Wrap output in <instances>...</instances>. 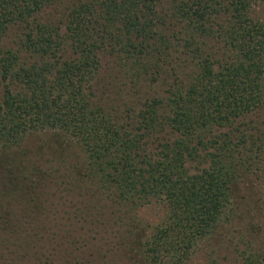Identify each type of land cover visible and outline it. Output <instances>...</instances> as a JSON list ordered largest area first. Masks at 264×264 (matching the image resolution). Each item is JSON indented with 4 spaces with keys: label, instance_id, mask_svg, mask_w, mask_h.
Returning a JSON list of instances; mask_svg holds the SVG:
<instances>
[{
    "label": "trees",
    "instance_id": "1",
    "mask_svg": "<svg viewBox=\"0 0 264 264\" xmlns=\"http://www.w3.org/2000/svg\"><path fill=\"white\" fill-rule=\"evenodd\" d=\"M262 2L0 0V167L35 133L78 150L34 167L36 185L54 182L69 202L60 238L86 244L116 221L114 246L129 259L184 264L229 228L233 184L258 170L264 148V22L251 13ZM148 204L163 212L145 234L134 221ZM59 212L39 205L34 237L4 253L9 264H84L58 253ZM248 243L243 264H264Z\"/></svg>",
    "mask_w": 264,
    "mask_h": 264
},
{
    "label": "rangeland",
    "instance_id": "2",
    "mask_svg": "<svg viewBox=\"0 0 264 264\" xmlns=\"http://www.w3.org/2000/svg\"><path fill=\"white\" fill-rule=\"evenodd\" d=\"M251 13L254 18L264 22V2L255 5ZM12 39H15L13 30L7 40ZM256 121L261 128V135L264 136V114H261ZM61 140L60 136L52 135L51 132L31 134L26 136L22 144L10 153L16 157L19 165L26 164L28 173H22L30 178L27 186L23 185V179L20 178L21 173L15 169L20 167L16 165L17 162L6 165L7 170H1L0 167V252L4 254L7 251H13L16 255L17 252L21 253L22 248L26 247V238L35 235L36 221H39L41 217L37 210L43 203L53 211L60 210L52 218L53 221H59L53 227L54 232H57L59 254H62L65 249L70 258L76 255V261L84 262V264H91L88 260L93 256L95 259L98 258V264H142L136 250H132V259H129L123 254L122 249L114 246L118 232L116 221H109L107 225L110 235L101 233L102 238L99 236L98 239H90L86 244L81 242L80 234L76 232H74V237L69 239L60 238L66 229L60 223L71 221L67 220L65 214L69 208L65 204L69 202H63L62 193L64 192L60 191L54 182L36 185L39 181L36 178L34 180L36 175L34 167L39 164L44 167L51 160L62 164L64 158L71 159L72 156L69 154L78 153L77 149L71 147L67 149L72 151H68V156L66 153L63 154ZM6 154H0V156L3 157ZM257 167L258 170L255 173L233 184V208L229 210L231 217L229 228L221 227L213 235L206 236L193 248L184 264H243L245 260L241 252L250 249L248 242L254 243L253 253L258 251L259 258L264 259V148L260 160L256 163ZM13 184H15L14 187H12ZM34 185L36 187L33 189ZM75 203L80 204L77 200ZM162 212V208L155 204L140 206L137 209V215L141 221H134V223L138 224V229H142L145 234L149 233L151 228L159 222ZM24 221H28L29 224L23 225ZM81 225V221H75V227L71 224L69 229L73 230ZM129 243L132 247L136 245L131 239ZM14 254H11L10 258L14 259ZM59 254L56 255V261L60 257ZM10 258L5 254L0 256V264H9ZM16 261L19 262V256ZM262 262L264 263V260Z\"/></svg>",
    "mask_w": 264,
    "mask_h": 264
}]
</instances>
